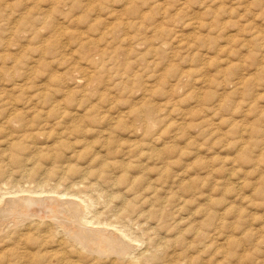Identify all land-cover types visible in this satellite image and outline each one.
<instances>
[{"label": "rangeland", "instance_id": "374dc122", "mask_svg": "<svg viewBox=\"0 0 264 264\" xmlns=\"http://www.w3.org/2000/svg\"><path fill=\"white\" fill-rule=\"evenodd\" d=\"M73 6L77 9H72ZM89 9L92 12H88ZM0 14V102L7 100L25 108L30 101L37 100L46 112L61 102V105L68 104L69 100V103L75 104L71 105L74 110L79 108L83 113L91 104H98L97 107L108 110L114 120L122 118L124 124L134 127L129 129L135 130V136L131 132H122L121 135L125 136H121L120 141L117 140L119 143L114 145V148L119 146L117 150L112 144L103 148L99 141L90 139L97 148L92 147V153L104 155L105 161L91 164V167L86 164V151L83 153L86 159L83 155L81 160L70 159L69 148L72 141L76 142L74 140L63 138L58 141L63 145L67 143L64 153H60L61 147L59 151L58 148L54 150V153L63 154L58 156L59 161L56 158V165L74 164L78 168L100 169L103 165L113 164V161L119 162L115 166L110 164L109 170L105 169L104 176L108 175L103 176L104 179L102 177L101 185L89 189L86 196L96 202L92 207L95 214H104L102 219L107 223L112 221L111 229L105 227L107 231L122 237L118 231L125 228L132 237L139 239L130 242L127 238L126 242L133 246L130 245L133 250L128 256H123L124 260L141 258L140 264H264V0H0ZM98 18H101L100 21ZM87 42L95 46L87 49ZM102 50L106 52L102 53ZM112 50L116 52L112 53ZM95 64L100 66L95 68ZM102 64L107 66L104 72ZM115 68H118L117 72L113 73ZM118 70L125 72L119 74ZM126 70L129 71L126 73ZM128 79L134 84H130ZM118 101H121L120 104ZM74 102L82 103H78L80 106ZM143 107H146L145 110ZM92 109L85 116L87 122L82 123L86 128L93 127L96 122L94 112L98 109ZM130 110V113L142 112L132 115L128 112ZM53 119L50 118V121ZM56 122L53 120L52 123ZM136 135H139L138 138H135ZM40 137L37 142L44 143L45 136ZM49 145L53 146V141ZM129 148L135 150L128 154L126 151ZM147 150H151L153 155L156 152L157 160L146 161V156H139L141 151L146 153ZM110 151L118 153L111 154ZM68 160L71 162L68 163ZM122 164L126 165V169L130 168L129 171H123ZM43 166L47 171L52 168L42 163ZM69 176H61L65 179L60 177L55 181L43 176L36 183L24 181L25 184L20 186L29 191L24 193V197L79 202L77 197H59L60 193L49 195L45 192L40 197L31 195V191L39 189V186V192L43 191L41 189L52 191L58 184L59 192L73 188V182L77 181ZM122 176L128 178L121 179ZM119 180L124 181L120 184ZM43 182L51 184L48 187ZM9 186L2 187L0 194L12 191ZM82 188L76 186L72 190ZM109 190L119 193L111 194ZM130 190L135 192L130 193ZM83 195L80 196L85 197ZM124 199L136 200L138 208L127 211ZM149 199L151 202H145ZM153 202L154 208L150 205ZM162 203H166L168 208ZM121 207L126 210L121 212ZM161 210L170 213H163L162 217ZM165 224H168V229ZM143 234L146 236L143 237ZM140 236L144 238L141 237V241ZM177 238V242L173 243ZM7 251L2 253L6 255ZM86 254L91 256L96 253L85 248L82 257H89ZM110 255L115 256L114 253ZM72 260L76 258L72 257ZM124 263L126 261L118 264Z\"/></svg>", "mask_w": 264, "mask_h": 264}, {"label": "bare ground", "instance_id": "6f19581e", "mask_svg": "<svg viewBox=\"0 0 264 264\" xmlns=\"http://www.w3.org/2000/svg\"><path fill=\"white\" fill-rule=\"evenodd\" d=\"M75 2V1H74ZM89 2V1H88ZM92 3V1H91ZM89 4V3H88ZM72 5V4H71ZM91 5V4H90ZM89 5V6H90ZM68 6V5H67ZM70 6V5H69ZM75 6H73L72 9H74ZM84 7V6H83ZM93 7V6H91ZM76 8V7H75ZM95 8V7H94ZM77 9V8H76ZM91 9V8H90ZM87 10L88 12H92L94 9H91L92 11ZM86 10V8H85ZM64 11V10H63ZM2 15V14H0ZM2 17V16H1ZM82 17V16H81ZM80 17V18H81ZM72 18V16H71ZM79 18V19H80ZM83 19V18H81ZM101 18H98V20ZM77 20V19H76ZM92 20V19H91ZM85 21V19L83 20ZM95 21L97 22V20L95 19ZM100 21V20H99ZM86 22V21H85ZM103 22V21H101ZM84 23V22H83ZM87 23V22H86ZM100 23V22H99ZM88 24V23H87ZM97 24V23H96ZM102 24V23H101ZM99 24V25H101ZM112 24V23H111ZM114 24V23H113ZM117 24V23H116ZM98 25V24H97ZM127 25V24H126ZM116 26V25H114ZM121 26V25H120ZM2 27V26H1ZM122 27V26H121ZM113 28V27H112ZM111 28V29H112ZM115 29L117 27H114ZM120 28V27H119ZM114 29V30H115ZM107 30V29H105ZM118 30V29H117ZM76 32V31H75ZM78 32V30H77ZM107 31H104V33H106ZM111 34V31H109ZM122 32V31H120ZM88 33V32H87ZM86 33V34H87ZM17 34V33H14ZM75 34V33H74ZM79 34V33H78ZM81 34V33H80ZM107 34V33H106ZM109 34V33H108ZM112 35V34H111ZM118 35V34H117ZM77 36V33H76ZM80 35H78L79 38ZM119 36V35H118ZM258 37V36H257ZM76 38V37H75ZM74 38V39H75ZM114 38V37H113ZM130 38V37H128ZM104 40V38H102ZM126 39V38H125ZM124 39V41L126 42V40ZM255 39V38H254ZM259 38H257L256 40H258ZM83 40V39H82ZM90 40V39H89ZM88 40V41H89ZM101 40V39H100ZM133 40V39H132ZM260 40V39H259ZM76 41V40H75ZM92 41V40H91ZM97 41V40H96ZM106 41V40H105ZM122 41V40H121ZM100 42H103L102 40ZM118 42V41H117ZM132 42V41H131ZM135 42V41H134ZM248 42V41H247ZM250 42V41H249ZM79 43V42H78ZM110 43V41L108 42ZM107 43V44H108ZM257 43V42H256ZM80 44V43H79ZM84 44V43H83ZM115 44V42H114ZM129 44V43H128ZM127 44V45H128ZM139 43H137L138 45ZM81 45V44H80ZM99 45V44H98ZM101 45V43H100ZM109 45V44H108ZM122 45V44H121ZM245 45V44H244ZM243 45V46H244ZM78 46V44H77ZM83 46V45H82ZM88 48L91 49L92 46H95V44H91L90 42H87V45H85ZM113 46V45H112ZM133 46V45H132ZM136 46V43H135ZM81 47V46H79ZM99 46H97L96 48H98ZM106 47V46H105ZM119 47V46H118ZM117 47V48H118ZM122 47V46H121ZM119 47V48H121ZM129 47V46H128ZM137 47V46H136ZM135 47V50H136ZM161 47V46H160ZM3 48V47H2ZM84 48V46H83ZM83 48H81V50H83ZM101 49V48H98ZM110 49V47H109ZM115 49V48H114ZM127 49V48H126ZM125 49V50H126ZM70 50V49H69ZM78 50V49H77ZM106 50V48H105ZM121 50V49H119ZM134 50V51H135ZM158 50V49H157ZM86 52V49L84 50ZM100 51V50H99ZM102 50V53H105L106 51ZM114 53L115 50H112ZM128 51V50H127ZM139 51V50H138ZM78 52V51H77ZM82 52V51H81ZM116 52V51H115ZM129 52V51H128ZM127 52V53H128ZM132 50L130 51L131 54ZM136 52V51H135ZM141 52V51H139ZM102 53L100 55H102ZM138 53V52H137ZM143 53V52H142ZM141 53V54H142ZM163 53V52H162ZM81 54V53H80ZM88 54V53H86ZM134 54V53H133ZM140 54V53H139ZM85 55V54H84ZM114 55V54H112ZM112 55H110L112 57ZM135 55V54H134ZM96 56V55H95ZM129 56V55H128ZM142 58L143 55H141ZM86 57V55L84 56ZM94 57V56H93ZM125 57V54H124ZM117 58V57H116ZM131 58V57H130ZM141 58V57H140ZM91 59V58H90ZM104 59V58H103ZM115 59V58H114ZM126 59V58H124ZM139 59V58H138ZM108 60V59H106ZM128 60H130L128 58ZM140 60V59H139ZM88 61V60H87ZM90 61V60H89ZM104 61V60H103ZM142 61H146L142 59ZM98 61H95L94 63H97ZM101 62V61H100ZM105 62V61H104ZM114 62V61H112ZM128 62V61H127ZM126 62V63H127ZM131 62V61H130ZM90 64V63H89ZM109 64V63H108ZM131 64V63H130ZM148 64V63H147ZM93 65V64H92ZM129 65V64H128ZM88 66V65H87ZM96 66V64L94 65ZM99 65H97L95 68H97ZM103 66V64H102ZM101 66V68H102ZM109 66V65H108ZM118 66V65H117ZM116 66V67H117ZM147 66V65H146ZM105 67L104 70H106L107 66H103ZM111 67V66H110ZM123 67V65H122ZM127 68V66H125ZM100 68V67H99ZM114 68V66H113ZM112 69V68H111ZM116 71H112L113 73L117 72L118 68H115ZM114 69V70H115ZM125 69V68H122ZM90 70V69H89ZM120 70V69H119ZM119 72H125V71H119ZM16 71V70H15ZM93 71V70H91ZM98 71V70H97ZM111 71V70H110ZM129 70H126V73ZM94 73V71L92 72ZM97 73V72H96ZM95 73V74H96ZM101 73V72H100ZM125 73V74H126ZM10 74V73H9ZM88 74V73H86ZM120 74V73H119ZM99 75V74H97ZM96 75V76H97ZM101 75V74H100ZM107 75V74H105ZM113 75V74H112ZM117 75V74H116ZM123 75V74H122ZM130 75V74H129ZM87 76V75H86ZM127 76V75H126ZM132 76V75H131ZM122 77V76H121ZM119 77V79L121 78ZM124 77V75H123ZM99 78V77H98ZM103 78V77H102ZM117 79V77H115ZM129 78V76L127 77ZM58 79V78H57ZM87 79V78H86ZM118 79V80H119ZM75 80V79H74ZM88 80V79H87ZM100 80V79H97ZM103 80V79H101ZM124 80V79H123ZM121 79V81H123ZM58 84L60 83V80H58ZM92 81V80H91ZM117 81V80H116ZM120 81V80H119ZM128 81H130V84H134L130 79H128ZM55 83L57 81H54ZM62 82V81H61ZM101 82V81H100ZM63 83V82H62ZM92 83V82H90ZM123 83V82H122ZM126 83V82H125ZM87 84V83H86ZM94 84V83H93ZM102 84V83H101ZM118 84V85H117ZM116 85L119 86V82ZM24 85V84H23ZM63 85V84H62ZM61 85V86H62ZM77 85V84H76ZM90 85V84H89ZM125 85V84H124ZM128 85V84H127ZM19 86V84H18ZM85 86V85H84ZM83 86V87H84ZM88 86V85H86ZM92 86V84H91ZM130 86V85H129ZM58 87V85H57ZM60 87V84H59ZM69 87V86H68ZM123 86H121L122 88ZM127 87V86H126ZM133 87V86H132ZM17 88V87H16ZM23 88V87H22ZM21 88V89H22ZM64 88V87H63ZM67 88V86H66ZM92 88V87H91ZM118 88V87H117ZM94 89V88H93ZM125 89V88H124ZM128 88H126L127 90ZM73 90V89H72ZM123 90V89H121ZM69 91V90H68ZM89 91V90H88ZM133 92V90H131ZM85 92V90H84ZM83 92V94H84ZM91 94V91H89ZM77 93V92H76ZM127 93V92H126ZM134 93V92H133ZM78 95V94H77ZM131 95V94H130ZM87 98V97H84ZM145 98V97H144ZM43 99V98H42ZM45 99V98H44ZM69 99V98H68ZM88 99V98H87ZM101 99V98H100ZM135 99V98H134ZM47 100V99H46ZM72 100V99H71ZM70 100V101H71ZM83 100V99H82ZM107 100V99H105ZM12 101V100H11ZM37 101V100H36ZM34 102V101H30L28 103V105H26V107L23 108H19L18 105H16L13 102H9V101H4V102H0V191H2V187L5 186H9L11 187L12 191H9L8 193L5 192L3 195L0 194V264H25V261H29L26 262L27 264H96L97 262H103L104 264H118V263H122L126 261V264H140L141 263V258L135 259L132 261L130 260H124L123 256L125 257V255H129L130 252H132L131 250H133L131 248V246L126 242L128 241L127 238L129 239L130 242L132 241H138L139 239L134 236L133 233L132 235L134 237L131 236V233H128L125 231V228L118 231L120 232L119 234L122 235V237H120L117 233L115 232H111V231H107V228L105 227H110L109 229H111L112 226V221H110L111 223H107V221L102 219V216L104 214H99V213H94L92 210V207L94 206V203H96L95 201H91L89 198L87 199V191L89 189H92L93 187H95V185H98L102 180V177L104 176L105 169L109 170L108 168H110V163L109 166H105L100 169H90V168H84V167H75L73 165H68V164H61V165H56L57 163L55 161L56 158L60 155L63 154H58L59 148L60 150L62 149V151L60 153H64L63 148H65V146L67 145H63L62 142H58L61 139H66V140H74L76 142H71V149L69 148V150L71 151L70 155V159L71 160H78L80 158H82L83 153L85 154V151L88 152V158L86 159V155H83L86 159V164H90L89 166L91 167V164L94 163H101L105 162L104 161V155L102 156L100 153H95L93 154V150H90L93 148H96L93 146V143L90 142V139H94L100 142V144L103 146V148H106L107 146H111L114 148V145L120 141L118 140L119 138H121V136H125V135H121L122 132H126L127 134H129L128 132H131L134 134L135 136V130L133 131L132 125L129 127H132L131 129H129L127 124H124V119L120 118L119 120H114V118L111 117V115H109V111L108 110H103L100 106L97 107L96 104H91V107L86 108V111L83 110L82 112L79 111V108L77 109H73V107L71 105H75L72 103H69V100H67L68 104L65 105H61V103L54 105L50 110L48 111H44L42 109V107H40L42 105V103H38V102ZM43 101V100H42ZM41 101V102H42ZM90 100H88L89 102ZM98 101V100H97ZM102 101V100H101ZM26 102V101H25ZM24 102V103H25ZM73 102V100L71 101ZM87 102V103H88ZM93 102V101H92ZM91 102V103H92ZM111 102V101H110ZM119 102V101H118ZM121 102V101H120ZM119 102V104H120ZM130 102V100H129ZM24 103H20V104H24ZM51 103V102H50ZM49 103V104H50ZM55 103V102H54ZM57 103V101H56ZM66 103V102H65ZM76 103V102H74ZM78 103H82V102H77ZM101 103V102H100ZM19 104V105H20ZM26 104V103H25ZM47 104V103H44ZM133 104V103H132ZM80 105V104H78ZM88 105V104H87ZM100 105V104H99ZM111 105V104H110ZM125 105V104H124ZM129 105V104H127ZM136 105V104H133ZM144 105V104H143ZM22 106V105H21ZM45 106V105H43ZM50 106V105H48ZM81 106V105H80ZM146 106V105H145ZM76 107V106H75ZM85 107V106H84ZM101 109H100V108ZM114 107V106H113ZM116 107V106H115ZM114 107V108H115ZM123 107V106H122ZM126 107V106H125ZM124 107V108H125ZM147 107V106H146ZM146 107H143L144 110ZM94 108L92 110L98 109L96 112H94V114L96 115V122L94 124L93 127L91 128H86V126L84 127V125H82V123H86L87 121L85 116L87 115L89 109ZM108 108V107H107ZM111 108V107H110ZM131 108V107H130ZM142 108V109H143ZM45 109V108H44ZM112 109V108H111ZM101 110V111H100ZM132 110V108H131ZM129 114H134V113H139L142 112L141 110H138L139 112H134V113H130ZM113 111V110H112ZM110 111V112H112ZM152 111V109H151ZM127 112V111H126ZM124 113V112H123ZM144 113V112H143ZM159 113V112H158ZM120 114V112H119ZM125 114V113H124ZM122 114V115H124ZM127 114V115H129ZM141 114V113H140ZM151 114V113H150ZM150 114H148V116H150ZM155 114V112H154ZM153 114V115H154ZM145 115V114H144ZM94 117V115H92ZM141 116V115H140ZM147 116V115H145ZM114 117V116H113ZM124 117V116H122ZM127 117V116H126ZM135 117V116H133ZM132 117V119H133ZM139 117V116H138ZM161 117V116H160ZM50 118H54L53 120H57L58 122L56 123H52L53 120L50 121ZM117 118V117H116ZM125 118V117H124ZM131 118V117H130ZM145 118V124L147 126L148 122H146V117ZM126 119V118H125ZM139 119V118H138ZM142 120V118H140ZM155 119V118H153ZM152 119V120H153ZM137 120V116L136 119ZM144 120V119H143ZM151 120V121H152ZM128 121V120H127ZM155 121V120H154ZM160 121V118H159ZM71 122L69 125L68 123ZM92 121H90L89 123H91ZM126 122V121H125ZM130 122V121H129ZM135 122V121H134ZM134 122H132L134 124ZM140 122V121H139ZM138 122V123H139ZM141 123V122H140ZM155 123V122H154ZM79 124V125H78ZM142 124V123H141ZM92 125V124H89ZM88 126V124H87ZM126 126V127H124ZM137 126V124H136ZM144 126V127H146ZM149 126V124H148ZM147 126V127H148ZM50 128V129H48ZM138 128V127H137ZM50 130V131H49ZM53 130V131H51ZM148 130V128H147ZM49 131V132H48ZM150 131V130H149ZM146 134V133H145ZM144 134V135H145ZM132 135V134H131ZM131 135L129 137H131ZM45 136V142L44 143H38L37 141L39 140V137ZM118 136V138L116 139V137ZM133 136V137H134ZM136 135L135 138H138ZM141 136V135H140ZM40 137V138H41ZM153 137V136H152ZM125 138V137H124ZM127 138V137H126ZM144 138V136L142 137ZM141 138V139H142ZM146 138V137H145ZM148 138V137H147ZM160 138V137H159ZM51 139H53V146L49 145V143L51 144L52 141H50ZM118 140V141H117ZM133 140V139H132ZM137 140V139H135ZM139 140V139H138ZM137 140V141H138ZM42 141V140H41ZM93 141V140H92ZM96 141V142H97ZM67 142V141H66ZM102 142V143H101ZM129 142V141H128ZM133 142V141H132ZM155 142V141H153ZM119 143V142H118ZM121 143V142H120ZM126 144V142L124 143ZM130 144V143H128ZM78 145V146H77ZM96 145V144H95ZM101 145H96V146H101ZM119 145V144H118ZM152 145V143H151ZM68 146V145H67ZM125 146V145H124ZM132 146V145H131ZM117 147V148H116ZM114 149H118L119 146H116ZM153 147V146H152ZM58 148V149H57ZM80 148V150H78ZM99 148V147H98ZM123 148V147H121ZM127 148V147H126ZM135 148V147H133ZM137 148V147H136ZM58 150L57 152L54 150ZM97 149V148H96ZM125 149V148H124ZM68 150V151H69ZM135 149H131L129 148L128 152H132ZM143 150V149H141ZM105 151V150H103ZM119 151V150H118ZM121 151V150H120ZM99 152V151H97ZM124 151H122L123 153ZM111 154H116L118 152H112L110 151ZM126 153V154H127ZM143 151L140 152L139 156L140 157H147L146 161H153L156 158V152H155V156L153 155V153L151 152V150H147L146 153ZM163 153V152H162ZM129 154V153H128ZM101 155V156H100ZM108 153L105 155L107 156ZM61 157V156H60ZM132 157V156H131ZM64 158V157H63ZM69 158V156H68ZM59 161V157L57 158ZM61 159L62 163L63 159ZM69 159V160H70ZM143 159V158H141ZM68 160V161H69ZM81 160V159H80ZM79 160V162H80ZM107 160V158H106ZM136 160V159H135ZM139 160V158H138ZM157 160V159H155ZM159 160V159H158ZM57 161V162H58ZM67 161V160H66ZM131 161V160H130ZM71 161H69L68 163H70ZM108 162V161H107ZM117 161H113L114 165L116 164ZM124 162V161H123ZM126 162V160H125ZM124 162V163H125ZM136 162V161H135ZM138 162V161H137ZM42 163L47 164L49 166H52V168L50 170H46L44 168L46 167H42ZM56 163V164H55ZM119 162H117L118 164ZM148 163V162H147ZM72 164V163H71ZM131 164V163H130ZM139 164V163H137ZM133 165V164H132ZM164 165V164H163ZM47 166V167H49ZM96 166V165H95ZM115 166V165H114ZM112 166V167H114ZM119 166V165H118ZM123 166V164H122ZM126 165L123 166V168L126 169L125 167ZM128 166V165H127ZM131 166V165H130ZM142 166H145L142 164ZM149 166V165H148ZM94 167V166H93ZM120 167V166H119ZM133 167V166H132ZM135 167H138V165H136ZM141 167V166H140ZM118 168V167H117ZM122 168V167H121ZM129 168V167H128ZM151 168V167H150ZM113 168L110 169V171ZM116 169V168H114ZM129 171V169H126ZM132 169V168H131ZM137 169V168H136ZM141 169V168H140ZM122 170V169H120ZM149 170V169H148ZM125 173V172H124ZM132 173V172H131ZM66 175H70L69 178H71L73 181H77V182H73L72 186L76 187V186H83V188L79 191H73L72 187L67 188L65 191L63 192H59L57 189L59 188V184L58 186H54L55 188L52 191H44V189H41L43 191L39 192V189L36 188V190L33 192V190L31 191V195L33 194L35 195H39L42 196V194H44L45 192H47V194L49 193H60V196H66L67 198L70 197H77L79 198V202L76 201H67V202H62L58 199L55 198H49L47 197V199H43V200H39V199H33V198H28V197H24V193L27 194V192L24 190V188H26L25 186H20V184H25L27 183V181H31V182H38L39 179L42 180L43 176H47L49 177V179H53V181H55V179H60L61 176H65ZM108 175V174H106ZM106 175L104 177H106ZM125 175V174H124ZM113 176V175H112ZM127 176V174L125 175ZM124 176V177H125ZM65 177H61L64 178ZM103 177V179H104ZM119 177V176H118ZM117 177V179H119ZM123 178V176L121 177V179ZM128 177H125L123 179H126ZM64 179H62L64 181ZM67 179V178H66ZM109 179V178H108ZM114 179V178H113ZM112 179V180H113ZM120 179V180H121ZM137 179V177H136ZM140 179V178H138ZM47 180V179H46ZM50 180V181H51ZM115 180V179H114ZM119 180V182H120ZM25 181V183H24ZM49 181V180H48ZM49 181V182H50ZM52 181V182H53ZM58 181V180H57ZM56 181V182H57ZM117 181V180H115ZM124 180H122L121 182H123ZM126 181V180H125ZM135 181V180H133ZM139 181V180H138ZM120 182V184H121ZM137 182V180L135 181V183ZM140 182V181H139ZM138 182V184H139ZM144 182H146L144 180ZM40 183H42L40 181ZM45 183L48 182H43V184L45 185ZM67 183V181H66ZM70 183V182H69ZM115 182L113 181V184ZM125 183V182H124ZM134 183V184H135ZM141 183V182H140ZM147 183V182H146ZM150 183V182H149ZM180 183V182H179ZM29 184V183H28ZM33 184V183H32ZM51 184V183H50ZM50 184L48 185V187L50 186ZM53 184V183H52ZM105 184V183H104ZM119 184V185H120ZM148 184V183H147ZM5 185V186H4ZM101 185V184H99ZM125 185V184H124ZM151 185V184H150ZM149 185V186H150ZM35 186V185H34ZM42 186V184H41ZM52 186V185H51ZM104 186V185H103ZM133 185H131L132 188ZM137 186V185H136ZM140 186V185H138ZM47 187V186H46ZM105 187V186H104ZM148 187V186H147ZM156 187V186H155ZM29 188V187H28ZM63 188V187H62ZM138 188V187H137ZM157 188V187H156ZM173 188V187H172ZM30 189V188H29ZM60 189V188H59ZM65 189V188H64ZM139 189V188H138ZM151 189H154V187ZM95 190V189H94ZM99 191L101 189H98ZM116 190V189H114ZM132 190H134V188H132ZM130 190V191H132ZM158 190V189H157ZM186 191V189H184ZM235 190V188H234ZM7 191V190H6ZM103 191V190H102ZM128 191V192H130ZM146 191V190H145ZM156 191V189L154 190ZM159 191H161L159 189ZM158 191V192H159ZM260 191V190H259ZM105 192V191H104ZM103 192V193H104ZM110 192V190H109ZM107 192V193H109ZM112 192V189H111ZM110 192V193H111ZM127 192V191H126ZM135 191H132L130 193H133ZM162 192V191H161ZM160 192V194H161ZM3 193V192H2ZM90 193V192H89ZM88 193V195H89ZM92 193V191H91ZM90 193V194H91ZM94 193V192H93ZM98 193V192H97ZM100 193V192H99ZM102 194V193H100ZM114 194L116 192H113ZM111 193V194H113ZM119 193V192H117ZM116 193V194H117ZM139 193V192H137ZM145 193V192H144ZM157 193V191H156ZM155 193V196H157ZM216 193V192H214ZM81 194H84L82 197L80 196ZM95 194V193H94ZM143 193L139 194L142 195ZM146 194V193H145ZM144 194V195H145ZM166 194V192H165ZM23 195V196H22ZM30 195V193H29ZM50 195V194H49ZM93 194H91L92 196ZM97 195V196H98ZM138 195V197H139ZM8 196H12L11 199L7 198ZM26 196V195H25ZM57 196V195H56ZM94 196V195H93ZM92 196V197H93ZM102 196V195H101ZM106 196V195H105ZM112 197H115L113 195H110ZM169 196V195H168ZM36 197V196H35ZM58 197V198H59ZM69 197V198H70ZM109 197V196H108ZM106 197V198H108ZM123 197V196H122ZM120 196V198H122ZM144 197V196H143ZM167 197V196H166ZM172 197V196H171ZM7 198V199H6ZM42 198V197H41ZM64 198V197H63ZM66 198V199H67ZM72 198V199H73ZM75 198V199H77ZM91 198V197H90ZM110 198V197H109ZM117 198V197H116ZM119 198V196H118ZM127 198V197H126ZM125 198V199H126ZM142 198V197H141ZM165 198V197H164ZM177 198V197H176ZM94 199V197H93ZM97 199V198H96ZM125 204H126V209L127 211H133L135 210V208H138L135 204L136 200H132V201H127L125 200ZM138 199V198H137ZM70 200V199H69ZM95 200V199H94ZM102 200V199H100ZM97 200V201H100ZM109 200V199H108ZM115 200V199H114ZM117 200V199H116ZM120 200V199H119ZM117 202H120V201ZM122 200V199H121ZM142 200H145V198H143ZM174 200V199H173ZM105 201V200H104ZM107 201V200H106ZM111 201V200H110ZM171 201V200H170ZM208 201V200H207ZM115 202V201H114ZM122 202V201H121ZM142 203L144 201H141ZM145 202H151L150 199L148 201ZM167 202V201H166ZM141 203V204H142ZM169 203V202H167ZM185 203V202H184ZM207 203V202H206ZM111 204V203H110ZM113 204V203H112ZM144 204V203H143ZM161 204V203H160ZM177 204V203H176ZM217 204V203H215ZM122 205V204H121ZM147 205V203H146ZM150 205L153 206L155 205V202L151 203ZM164 205L167 204L164 203ZM162 203V206H164ZM96 206V204H95ZM124 206V204H123ZM144 206V205H143ZM161 206V207H162ZM171 206V205H170ZM104 207V206H103ZM149 207V205H148ZM165 207V206H164ZM163 207V208H164ZM177 207V205H175V208ZM122 208V207H121ZM120 208V209H121ZM143 208V207H142ZM146 208V207H145ZM168 208V207H167ZM98 209V208H97ZM96 209V210H97ZM124 209V210H126ZM151 209V208H150ZM165 209V208H164ZM111 210V209H110ZM114 210V209H113ZM118 210V209H117ZM123 208L120 210L122 212ZM123 210V212H124ZM155 210V209H152ZM159 210V209H157ZM156 210V211H157ZM172 210V209H171ZM176 210V209H175ZM101 211V210H100ZM136 211H138V209H136ZM135 211V212H136ZM142 211V210H141ZM151 211V210H149ZM163 211V212H162ZM166 210H161L160 212L162 213V217H163V213ZM185 211V210H184ZM205 211V210H204ZM92 212L94 213L92 216ZM97 212H99L97 210ZM102 212V211H101ZM119 212V211H118ZM120 212V213H121ZM134 212V214H135ZM147 212V211H146ZM155 212V211H153ZM158 212V211H157ZM159 212V213H160ZM169 212V211H168ZM168 212L167 213L168 215ZM177 212V211H175ZM144 213V212H143ZM148 213V212H147ZM152 213V212H151ZM164 213V214H165ZM170 213V212H169ZM173 213V212H172ZM91 214V217H90ZM126 214V212H125ZM194 214V213H193ZM116 215V214H114ZM120 215V214H118ZM122 215V214H121ZM148 215V214H147ZM154 215V214H153ZM166 215V216H167ZM123 216V215H122ZM131 216V214L129 215ZM133 216V215H132ZM131 216V217H132ZM135 216V215H134ZM133 216V217H134ZM173 216V215H172ZM211 216V215H210ZM104 217V216H103ZM106 217V216H105ZM116 217V216H115ZM114 217V218H115ZM130 217V219H131ZM149 217V216H148ZM161 217V218H162ZM169 217V216H168ZM171 217V216H170ZM174 217V216H173ZM206 217V216H205ZM212 217V216H211ZM217 217V216H216ZM110 218V217H109ZM117 218H120V216ZM116 218V220H117ZM143 218V217H142ZM147 218V217H146ZM151 219L152 216L150 217ZM149 218V219H150ZM165 218V217H164ZM241 218V217H240ZM140 219V218H138ZM155 219V218H154ZM108 220V219H107ZM141 220V219H140ZM140 220L138 222H140ZM144 220V219H143ZM148 220V218H147ZM156 220V219H155ZM171 220H175L174 218H172ZM171 220H167V221H171ZM183 220V219H182ZM114 221V219H113ZM137 221V219H136ZM119 222V221H118ZM131 222V221H130ZM164 222V219H163ZM162 222V223H163ZM206 222V221H204ZM120 223V222H119ZM123 223V222H121ZM160 223V222H159ZM161 223V224H162ZM168 223V222H167ZM116 224V223H115ZM146 224V223H145ZM206 224V223H205ZM124 225V224H121ZM134 225V224H133ZM159 225V224H158ZM212 225V224H211ZM89 226H102L104 227L106 230H101V229H97V228H102V227H94V228H90ZM120 226V225H119ZM135 226V225H134ZM133 226V227H134ZM164 226V224H163ZM166 229H168V224H165ZM116 227V226H115ZM144 227V226H142ZM160 227V226H159ZM162 227V225H161ZM203 227V226H202ZM201 227V228H202ZM123 228V226H122ZM138 228V227H137ZM149 228V227H148ZM206 228V227H204ZM224 228V227H222ZM115 228H112V230ZM127 229V228H126ZM160 229V228H159ZM165 229V230H166ZM197 230L198 228H194V230ZM117 229H115L116 231ZM141 230V228L139 229ZM138 230V231H139ZM137 231V230H136ZM164 231V230H163ZM192 231V230H191ZM132 232V231H131ZM134 232V231H133ZM196 232V231H195ZM150 233V232H149ZM182 233V232H181ZM200 233V232H199ZM137 234V233H136ZM146 234V233H145ZM206 234V233H204ZM150 235V234H149ZM185 235V234H184ZM196 235V234H195ZM198 235V234H197ZM146 236L143 234V237ZM142 236H140V241L143 240L141 239ZM156 238V237H154ZM170 238V237H169ZM247 238V237H246ZM151 239V238H150ZM166 239H168L166 237ZM171 240V238L169 239ZM167 240L169 243L171 241ZM173 240V239H172ZM175 240L174 241L177 242ZM181 240V239H180ZM146 241V240H145ZM185 241V240H184ZM134 243V242H133ZM132 243V244H133ZM69 244V245H68ZM135 244V243H134ZM158 244V243H157ZM182 244V243H180ZM187 244V243H186ZM232 244V243H231ZM137 245V243H136ZM150 245V244H147ZM8 246V248H6ZM96 247V248H94ZM133 247V246H132ZM135 247V246H134ZM188 247V246H187ZM10 248V249H9ZM86 249H91L92 252L96 253V254H90L91 256L87 255L89 253L86 254L89 257L83 258L82 254L83 251ZM9 249V250H8ZM135 249V248H134ZM8 252V254L4 255V253L6 251ZM235 250V249H234ZM238 250V249H237ZM4 251V253H2ZM191 251V250H190ZM256 251V250H255ZM87 252V251H85ZM115 254V256H117L119 259L113 260L115 256H108V254ZM145 253V252H144ZM148 253V252H147ZM158 253V252H157ZM135 254V253H134ZM143 254V252H142ZM162 255V253H160ZM184 254V253H183ZM105 255V256H104ZM133 255V254H132ZM140 255V254H139ZM138 255V256H139ZM148 255V254H146ZM137 256V257H138ZM151 256V255H150ZM72 257H75L76 260L73 261ZM155 257V256H154ZM8 258V259H7ZM112 258V259H111ZM159 258V257H158ZM183 258V257H182ZM188 258V257H187ZM130 259V257H129ZM148 259V258H147ZM156 260V259H155ZM182 261V259H180ZM120 261V262H119ZM176 261V260H175ZM178 261V259H177ZM156 262V261H155ZM158 263V261H157ZM170 263V262H169ZM125 264V263H124ZM172 264V263H171ZM178 264V263H176ZM180 264H182L180 262ZM187 264V263H186Z\"/></svg>", "mask_w": 264, "mask_h": 264}]
</instances>
